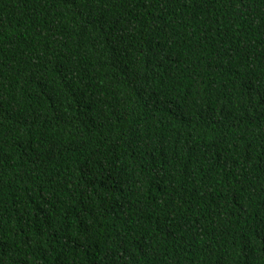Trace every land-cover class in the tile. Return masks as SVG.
<instances>
[{
	"label": "trees",
	"instance_id": "obj_1",
	"mask_svg": "<svg viewBox=\"0 0 264 264\" xmlns=\"http://www.w3.org/2000/svg\"><path fill=\"white\" fill-rule=\"evenodd\" d=\"M0 264H264V0H0Z\"/></svg>",
	"mask_w": 264,
	"mask_h": 264
}]
</instances>
